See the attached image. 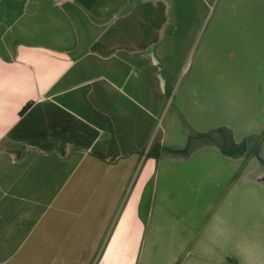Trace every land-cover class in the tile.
<instances>
[{"label":"crops","instance_id":"0c3cea01","mask_svg":"<svg viewBox=\"0 0 264 264\" xmlns=\"http://www.w3.org/2000/svg\"><path fill=\"white\" fill-rule=\"evenodd\" d=\"M180 6L0 0V264L123 263L154 213L168 221L165 176L153 208L163 129L153 142L169 96L168 9Z\"/></svg>","mask_w":264,"mask_h":264},{"label":"rangeland","instance_id":"374dc122","mask_svg":"<svg viewBox=\"0 0 264 264\" xmlns=\"http://www.w3.org/2000/svg\"><path fill=\"white\" fill-rule=\"evenodd\" d=\"M170 1L154 211L164 176L176 190L165 225L154 213L116 264H264V0Z\"/></svg>","mask_w":264,"mask_h":264},{"label":"trees","instance_id":"16d2710c","mask_svg":"<svg viewBox=\"0 0 264 264\" xmlns=\"http://www.w3.org/2000/svg\"><path fill=\"white\" fill-rule=\"evenodd\" d=\"M28 108V106H26L25 108H23L22 113ZM192 142V138L189 140V144ZM192 146V144L190 145V147ZM189 148V147H188Z\"/></svg>","mask_w":264,"mask_h":264}]
</instances>
